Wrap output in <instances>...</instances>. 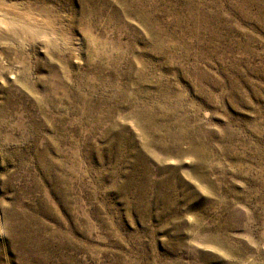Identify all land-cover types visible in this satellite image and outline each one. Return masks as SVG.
<instances>
[{"label": "rangeland", "instance_id": "obj_1", "mask_svg": "<svg viewBox=\"0 0 264 264\" xmlns=\"http://www.w3.org/2000/svg\"><path fill=\"white\" fill-rule=\"evenodd\" d=\"M0 264H264V0H0Z\"/></svg>", "mask_w": 264, "mask_h": 264}, {"label": "bare ground", "instance_id": "obj_2", "mask_svg": "<svg viewBox=\"0 0 264 264\" xmlns=\"http://www.w3.org/2000/svg\"><path fill=\"white\" fill-rule=\"evenodd\" d=\"M45 10V9H44Z\"/></svg>", "mask_w": 264, "mask_h": 264}]
</instances>
